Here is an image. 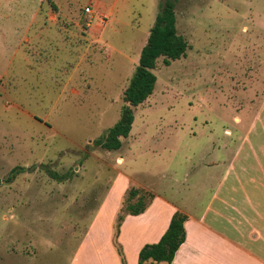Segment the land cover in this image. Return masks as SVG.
<instances>
[{"label": "rangeland", "instance_id": "obj_1", "mask_svg": "<svg viewBox=\"0 0 264 264\" xmlns=\"http://www.w3.org/2000/svg\"><path fill=\"white\" fill-rule=\"evenodd\" d=\"M36 1L38 16L61 26L44 27L45 51L27 63L34 72L14 58L25 82L4 95L0 77V264H121L112 233L126 190L117 199L122 179L172 202L182 195L206 200L212 188L206 163L213 160L207 149L232 145L224 129L243 125L232 117L259 108L264 0H171L188 48L169 65L157 59L154 91L134 107L132 128L117 150L94 140L118 120L123 90L165 0ZM250 88L257 94L251 97ZM153 222L147 214L125 226L118 242L126 264H134Z\"/></svg>", "mask_w": 264, "mask_h": 264}, {"label": "crops", "instance_id": "obj_2", "mask_svg": "<svg viewBox=\"0 0 264 264\" xmlns=\"http://www.w3.org/2000/svg\"><path fill=\"white\" fill-rule=\"evenodd\" d=\"M40 3L23 0V3L20 1L14 5L9 0H0V77L5 80L1 87L4 95L12 92L18 81L27 80L25 71L34 72L35 69L29 68L32 66L27 63L31 59L38 60L45 51L41 43L44 27L48 23L61 26L57 18L38 16ZM14 10L21 17L13 18ZM87 26L89 30L90 24ZM17 55L19 64L25 67L24 72L13 66ZM61 71L58 68V72ZM63 71L67 73L66 69ZM68 73L70 75L71 71ZM262 91L258 109L232 117L236 125L243 124L238 127L241 129H235V132L224 129L226 136L233 137L232 145L224 142L207 149L213 160L206 163L205 175L212 177L211 193L206 200L201 201L198 195L197 200L190 201L182 195L181 202H172L153 192L146 184L133 182L155 195L143 213L125 216L120 226L118 238L123 243L124 228L130 220L144 218L148 214L154 221L146 230V235L151 237L142 238L135 249L134 264H137L142 245L158 241L176 210L187 216L184 221L185 239L170 264H264V85ZM255 93L250 88V96ZM253 102L251 99L250 105ZM121 175L118 173L109 186L105 202ZM131 182L128 177L122 179L117 199L124 189L132 186ZM115 205L109 212L106 240L110 236ZM90 235L91 231L87 232L84 239ZM124 250L127 253V248ZM72 262L76 264L77 261Z\"/></svg>", "mask_w": 264, "mask_h": 264}, {"label": "trees", "instance_id": "obj_3", "mask_svg": "<svg viewBox=\"0 0 264 264\" xmlns=\"http://www.w3.org/2000/svg\"><path fill=\"white\" fill-rule=\"evenodd\" d=\"M188 48L187 41L176 28L174 5L171 0L161 4L145 45L141 48L138 63L123 90L118 120L108 129L106 134L94 140L95 144L107 149L117 150L122 145L121 138H126L134 121V107L143 103L154 91L157 76L154 72L157 59L162 57L165 65L171 60L185 56ZM49 175L61 181L64 176L48 171ZM153 194L136 185L129 186L121 201L119 212L113 222L112 244L120 256L121 264H126L125 256L118 242L119 227L127 215L143 213L153 199ZM187 216L176 210L169 224L158 241L145 243L138 252L137 264H170L176 251L185 239L184 221Z\"/></svg>", "mask_w": 264, "mask_h": 264}, {"label": "built area", "instance_id": "obj_4", "mask_svg": "<svg viewBox=\"0 0 264 264\" xmlns=\"http://www.w3.org/2000/svg\"><path fill=\"white\" fill-rule=\"evenodd\" d=\"M84 11H85V12H89V11H90V8H89L88 6H86V7L84 8Z\"/></svg>", "mask_w": 264, "mask_h": 264}]
</instances>
